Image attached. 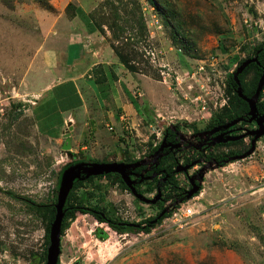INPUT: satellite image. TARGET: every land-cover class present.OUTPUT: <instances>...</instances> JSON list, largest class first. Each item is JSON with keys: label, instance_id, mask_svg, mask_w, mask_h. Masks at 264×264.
Wrapping results in <instances>:
<instances>
[{"label": "rangeland", "instance_id": "obj_1", "mask_svg": "<svg viewBox=\"0 0 264 264\" xmlns=\"http://www.w3.org/2000/svg\"><path fill=\"white\" fill-rule=\"evenodd\" d=\"M8 1L0 0V264H46L50 215L25 199L56 203L66 164L80 158L153 160L152 147L170 126H179L182 138L193 143L186 149L190 153L178 155L177 166L189 168L177 177L189 190L191 177L202 176L199 194L187 200L199 212L187 225H172L164 218L149 231L126 233L91 213L78 212L61 234L59 264H264V137L252 154L222 166L196 158L193 150H198L195 133L206 129L229 100L227 78L237 69V62L231 61L249 57L253 46L264 41V0H165L182 20L189 48L175 41L173 23L179 19L167 23L160 0ZM70 3L85 14L68 10ZM87 15L98 27L93 35L85 33ZM71 36L81 38L91 51L104 42L127 60L125 81L141 99L147 119L133 143L118 141L108 149L81 151L72 147L69 152L40 131L35 107L59 80L63 61L58 55ZM116 57L121 63L122 57ZM251 77L252 72L246 78ZM204 101L206 110L201 109ZM239 126L252 129L255 123ZM251 137L209 146L217 154L247 151ZM187 155L194 158L189 164ZM84 200L89 207L110 209L115 217L131 222L159 211L119 182L113 184L109 176L85 181L72 203Z\"/></svg>", "mask_w": 264, "mask_h": 264}, {"label": "crops", "instance_id": "obj_2", "mask_svg": "<svg viewBox=\"0 0 264 264\" xmlns=\"http://www.w3.org/2000/svg\"><path fill=\"white\" fill-rule=\"evenodd\" d=\"M76 37L71 36L58 55L63 61L57 73L59 80L35 107L40 131L64 143L71 123L72 147L78 151L93 146L108 149L109 144L118 141L133 143L134 137L141 134V123L147 119L141 99L125 81L129 77L126 68L111 46L99 41L91 51Z\"/></svg>", "mask_w": 264, "mask_h": 264}, {"label": "trees", "instance_id": "obj_3", "mask_svg": "<svg viewBox=\"0 0 264 264\" xmlns=\"http://www.w3.org/2000/svg\"><path fill=\"white\" fill-rule=\"evenodd\" d=\"M149 1L154 3L153 0H149ZM6 2H9V1L6 0ZM9 4H11V3H9ZM160 5L166 6L165 9H163V7H162V15L164 17V20L167 23L171 22L170 20H172L173 18H178L177 12L168 4L167 1L160 0ZM67 9L68 10L73 9L77 14H80V15L85 14V12L82 8L76 7L72 3H70L68 5ZM128 13H130V15H132V16H135V14H132V13H134V10L133 11L129 10ZM117 14H118V17H121V15L118 12H117ZM142 18L143 17H141V20H142ZM178 19L179 20H177L176 23H173L174 39H175V41L181 43V45H183L184 48H189L192 44L185 43V39H186L185 37L186 36L184 34V30H182V23H181L182 20L180 18H178ZM85 20H86V23L88 24L90 32H95L96 30H98V27L96 25H94L93 20L89 15H87V17H85ZM112 49H113V47H112ZM114 53H115V51H114ZM116 55H119L120 58L122 57L121 58L122 64L127 65L128 62L125 59V57L123 58L122 53H120L119 51L116 50ZM254 56L258 57V61L250 63L243 70V72H241L239 74V80H240V84H241L242 89H243V94L247 97H252L254 95V93L256 92L260 77H261L263 70H264V41H260L256 45L253 46L252 55H250L249 57L240 58L237 56L236 59H233L231 61L232 64L234 62H237L236 64H237V68H238V66L243 61H245L248 58L254 57ZM235 71H236V69L234 71L230 72L229 76L227 78L228 79L227 93L229 95V100L227 101V103H225V105L221 111L215 113L210 118V122L208 123L206 128H214L217 126H223L224 124H226V123H228L234 119H238V118H243L239 123H241V122L246 123L248 121L247 119L250 117L249 116V109H250L249 103L243 97H241L238 93L239 84L233 75ZM251 72H252V77L249 80H247L246 77ZM257 108H258L259 114L264 115V87L260 93V97H259V100L257 102ZM239 123H237L233 126L237 127L239 125ZM251 123L254 124L255 121L251 122ZM175 128L173 126H170V127H167L165 129V131L163 133V139H166V142L169 140H172V141L174 140V137L177 135V132L179 131V126H175ZM243 139L244 138L239 139V140L219 143L216 145H229L232 143L242 142ZM160 144H161V141L152 147V151L155 152L160 147ZM206 149H207V153H205V154L202 153V151L204 149H201V150L193 149L196 152L195 157L197 158L199 156H203V157L206 156L207 159H212L213 162H215L218 166L224 165L225 162L231 161V159H233L235 156L246 151V150H242V151L229 150V151L220 152L217 154L211 150L210 146H208ZM126 152H127V150H126ZM182 152H184V153L186 152L183 155L184 157L186 156V154L188 152L190 153L189 150L188 151L187 150L181 151V153ZM178 155H177V157H174V155L171 152H169L168 154L163 155L161 158L158 159L160 161V163H159L160 165L158 166V169H161V168L166 169V173L168 175V177H167V179H165V181H163V178L166 176L164 174H163V178L159 179L162 182L161 189L163 191V195L165 196L163 198V200H164V202H167L168 199H171L172 204H174V206L168 212H165L161 216H160L161 213L158 212L157 213L158 215L155 217H151V218H148V219H146L144 221H140V222H131L128 220L120 219L119 217H115L114 215H112L110 213L111 212L110 209L100 208V207H89L85 200H84V202L72 203V199L74 197L75 191L82 184H84L85 181H92L98 176H109L111 178L113 184L119 182V184H121L123 188L130 190L128 185L123 181L122 177L118 173H107V174L98 175V176H91L89 179L84 180V181L83 180H76L75 181L74 187H73L72 191L70 192V195L67 199V202H66V205L64 208L65 216L63 219L62 232L65 229L68 220L70 218L77 216L78 212L91 213L98 219V221H100L101 223H106L109 227H111L112 229H114L115 231L120 232V233L137 232V231H141V230L149 231L153 226H155L158 223H161L164 218L171 215L173 208L176 206L177 203H179L181 200H182V202L188 200L187 196H186L188 190L183 185H180V180L177 177V175L179 173L177 175H175V173H176L175 168L180 161V157ZM192 157L193 156L188 157V155H187L185 162L187 164L191 163L194 159ZM93 160H98V159H93ZM127 161H132V159H128ZM76 162H77V160L74 159L71 163L66 164L62 168V170L60 171L59 184L57 186V191L54 195L55 198L58 195V190H59L62 172L67 167H69L70 165H72ZM157 181H158V178H154L152 180H148V181L144 182L143 185L145 187L144 188L138 187L137 188L138 192H140V193L156 192ZM189 185H190V183H189ZM199 192L200 191H198L195 195L199 194ZM10 194L14 195V193H12V192H10ZM195 195H193V196H195ZM20 198L24 199V197H20ZM25 200L31 206L38 209L41 213L46 214V215H50V217L48 219V228H47V232H46V241L49 242V240H50V238H49L50 227H51V224H52V222L55 218V214H56L55 203H53V202L52 203L35 202L34 200H32L30 198H27ZM162 209H163V207H161V210ZM44 257H45V259H47V249L45 250Z\"/></svg>", "mask_w": 264, "mask_h": 264}, {"label": "water", "instance_id": "obj_4", "mask_svg": "<svg viewBox=\"0 0 264 264\" xmlns=\"http://www.w3.org/2000/svg\"><path fill=\"white\" fill-rule=\"evenodd\" d=\"M258 61V57L254 56L251 58L246 59L243 61L236 71L234 72V78L239 84L238 87V93L241 97H243L248 103H249V118L247 119L249 122L255 121L258 124V127L255 129H246L244 133L241 134H229L228 136H224L225 132L219 133L217 137H215V140L213 141V144L216 143H223L228 141H234L239 140L242 138H245L249 135H252V145L251 148L242 154H239L235 156L234 158H245L252 154V152L256 149V143L257 141L264 135V115L259 114L258 108H257V102L260 97V93L263 90L264 87V70L260 77L256 92L252 97H247L243 94V89L240 84L239 80V74L243 72V70L252 62ZM243 118L234 119L223 126H217L210 130L211 133H215L219 131L220 129L224 128H230L231 126L239 123ZM69 124V129L64 134L65 141L62 145V148L64 150H73L72 148V142H71V131L73 129L72 124ZM171 143H167L166 139H163L160 147L154 152V156L156 158H161L163 156V151L165 147L169 146ZM162 153V155H159V153ZM146 164V161L144 160H138L133 163H127V162H121V161H108V162H78L73 165H70L67 167L61 176V181L59 185L58 195H57V201L55 203L56 208V214L55 218L51 224L50 227V233H49V246L47 250V261L46 264H58L60 260V255L62 253V245H61V234H62V225H63V219L65 216V205L67 202V199L70 195V192L72 191L74 187V183L76 180H87L91 176H98L103 175L107 173H118L123 181L128 185V187L131 189L132 193L142 201L146 203H156L159 199L162 198L163 191L161 187H158L157 194L153 198H148L144 194L138 192L136 189L134 183L135 181L131 178L130 168L133 167L135 169L138 166ZM189 165H178L175 168V172H185L189 167ZM143 174V173H141ZM201 179H198V182L195 178L191 177V188L187 191V199L193 197L199 190H200V183ZM182 201V200H181ZM165 211L162 212L161 215H163Z\"/></svg>", "mask_w": 264, "mask_h": 264}, {"label": "flooded vegetation", "instance_id": "obj_5", "mask_svg": "<svg viewBox=\"0 0 264 264\" xmlns=\"http://www.w3.org/2000/svg\"><path fill=\"white\" fill-rule=\"evenodd\" d=\"M257 127H258V124L255 122V128H257ZM255 128H252V129H255ZM211 129L212 128H206V129H203L202 131H200L198 133H195L197 136H194V137L197 140L196 146H197L198 150L206 149L211 144V142L214 141L215 137H217L219 135V133H221V131L225 132L224 136H228L229 134H233V135L241 134V133H244L245 130H246V129H242V127L239 126V125L237 127L236 126H232L230 128H224L223 127L222 129H220L219 131H217L215 133H211L210 132ZM179 133L180 132L178 131L177 135L174 137L173 141L172 140L167 141V143H171V144L169 146L165 147L163 151H161V152H163V155H166L169 152H171L174 155V157H177V155L180 154L181 151H183V150L185 151L186 149H189L190 147L193 146L192 142L183 139L182 136ZM262 137H264V135ZM251 138H253V136ZM162 141H161V143H162ZM216 144H219V143H216ZM161 152L158 154V156L162 155ZM158 159L159 158H156L155 156H154L153 160H147V159L143 158L141 160L146 161V164L138 166L135 169H133V167L130 168L131 178H132V180L135 181L134 185H135L136 189L138 187L144 188L145 187L143 185L144 182H146L148 180H152L154 178H158V181H157V190H158V187H161V184H162V182L159 179L163 178V174L166 175L163 178V181H165V179H167L168 175L166 173V169H164V168L158 169V166L160 165L159 164L160 161ZM203 159L206 161V159H207L206 156H204ZM76 160H77L76 163H78V162H94V161L105 162L104 160H93V159L92 160H87V159H82V158L76 159ZM136 161H138V160H136ZM136 161H131V162L127 161V163H133V162H136ZM141 173H143V174H141ZM178 173H180V172H176L175 175H177ZM182 173H185V172H182ZM196 181L198 182L197 179H196ZM189 183H190L189 187L191 188L190 180H189ZM157 190H156V193L153 195V197L157 194ZM130 191H131V189H130ZM146 193L147 192H144L142 194L145 195ZM153 197H148V198H153ZM164 197L165 196L162 194V198L159 199L156 203H154V205H156V207L159 210L158 212H160L161 214H162L163 211L168 212L174 206V204H172V200L171 199H168L167 202H164V200H163ZM150 204H153V203H150ZM161 207H163L162 210H161ZM157 215L158 214H156L155 216H157Z\"/></svg>", "mask_w": 264, "mask_h": 264}, {"label": "built area", "instance_id": "obj_6", "mask_svg": "<svg viewBox=\"0 0 264 264\" xmlns=\"http://www.w3.org/2000/svg\"><path fill=\"white\" fill-rule=\"evenodd\" d=\"M201 97H199L200 99ZM202 110L207 109L205 101L201 107ZM199 211L196 210L195 205L189 203V201L181 203L173 208V211L169 217H167L172 225L183 226L190 222V219L194 217ZM166 219V218H165ZM164 219V220H165Z\"/></svg>", "mask_w": 264, "mask_h": 264}, {"label": "clouds", "instance_id": "obj_7", "mask_svg": "<svg viewBox=\"0 0 264 264\" xmlns=\"http://www.w3.org/2000/svg\"><path fill=\"white\" fill-rule=\"evenodd\" d=\"M189 200V199H188ZM184 202H187V201H184ZM182 201H180L179 203L176 204V206L180 205L181 203H184ZM170 216V215H169ZM167 218V217H166Z\"/></svg>", "mask_w": 264, "mask_h": 264}]
</instances>
